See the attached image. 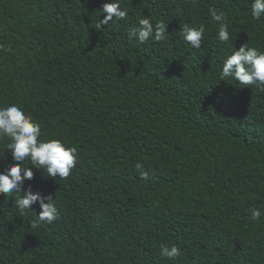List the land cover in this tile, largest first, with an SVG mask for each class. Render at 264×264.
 <instances>
[{"label":"trees","instance_id":"1","mask_svg":"<svg viewBox=\"0 0 264 264\" xmlns=\"http://www.w3.org/2000/svg\"><path fill=\"white\" fill-rule=\"evenodd\" d=\"M110 2L0 0V106L77 150L66 179L33 168L24 181L55 199L53 223L31 228L38 205L21 216L20 194L0 195V264H264V90L220 78L244 43L264 52V16L251 0H120L127 17L95 29ZM210 8L226 14L228 42ZM141 18L167 39L129 42ZM185 24L204 26L199 49ZM13 163L5 150L0 171Z\"/></svg>","mask_w":264,"mask_h":264},{"label":"clouds","instance_id":"2","mask_svg":"<svg viewBox=\"0 0 264 264\" xmlns=\"http://www.w3.org/2000/svg\"><path fill=\"white\" fill-rule=\"evenodd\" d=\"M195 2V0H193ZM103 19L97 20L95 29L102 30V26L123 21L128 13L120 6V0H112L104 3L100 9ZM211 19L218 23L216 38L220 42H228L230 39L229 26L226 22V14L218 12L214 8L209 9ZM250 15L254 20H260L264 16V0H251ZM180 31L181 39L190 47L199 49L202 45L204 26L199 28L184 25ZM166 24L163 22L153 26L149 18H141L138 26L129 29L127 38L129 42L136 44L147 43L150 39L155 42L167 39ZM220 78H231L240 85H254L264 90V52L255 47H249L247 42L234 50L222 63ZM221 97L223 94H220ZM41 129L31 115L25 113L17 104L0 106V139L7 138L0 157L8 150L14 161L4 171H0V195L12 197L19 193L13 202V206L23 216L32 211L33 205H38L39 212L31 221L30 227L35 229L41 224H51L58 217V211L51 195L45 196L39 191H33L31 185L24 188V181L33 178V168L42 170L46 177L55 180L66 179L71 174L77 163V150L74 147H66L60 140H39ZM27 161L28 166H25ZM31 165V167H29ZM135 169L141 180L147 182L152 179L143 164L137 162ZM22 173V174H21ZM45 176V175H44ZM250 220L259 221L262 213L259 208H251ZM160 255L169 261L175 262L181 255L180 249L175 245H161Z\"/></svg>","mask_w":264,"mask_h":264}]
</instances>
